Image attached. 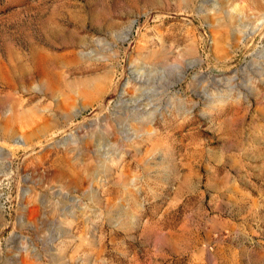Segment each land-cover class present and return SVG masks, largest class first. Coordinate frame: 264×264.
Instances as JSON below:
<instances>
[{"label":"rangeland","instance_id":"374dc122","mask_svg":"<svg viewBox=\"0 0 264 264\" xmlns=\"http://www.w3.org/2000/svg\"><path fill=\"white\" fill-rule=\"evenodd\" d=\"M0 264H264V0H0Z\"/></svg>","mask_w":264,"mask_h":264}]
</instances>
